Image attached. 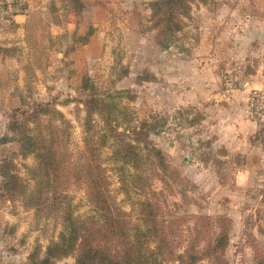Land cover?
<instances>
[{"label":"rangeland","instance_id":"374dc122","mask_svg":"<svg viewBox=\"0 0 264 264\" xmlns=\"http://www.w3.org/2000/svg\"><path fill=\"white\" fill-rule=\"evenodd\" d=\"M81 1L85 8L76 16L69 10L74 4L66 0H27L43 26L30 32L23 74L0 73V141L10 136L7 125L13 111L39 102L65 116L72 126V148L81 147L88 78L89 88L110 95L124 109L119 114L123 120L127 116L156 124L149 140L164 155L171 177L178 174V180L172 179L173 196L166 193L168 202H178L181 215L232 220L228 260L255 264L253 240L264 247V106H251L250 99L264 91V0H195L174 31H166L160 16H154L155 0L127 10L108 6L96 14L110 24L112 42L105 61L72 54L74 42L91 26L84 17L92 15L94 5ZM54 19L64 25L63 42L56 40L57 48L61 44L56 51L64 56L45 55L46 46L55 45L49 31ZM238 139L247 141V154L230 151ZM18 153V143L0 142V164L13 161L25 177V166L34 159ZM239 171L248 172L252 187L235 186ZM111 175L114 195L130 210L113 171ZM153 184L158 191L166 190L160 176ZM75 196L84 200L82 192ZM61 231L58 220L37 216L0 189V264H30V254H43ZM73 263V256L57 262Z\"/></svg>","mask_w":264,"mask_h":264},{"label":"trees","instance_id":"16d2710c","mask_svg":"<svg viewBox=\"0 0 264 264\" xmlns=\"http://www.w3.org/2000/svg\"><path fill=\"white\" fill-rule=\"evenodd\" d=\"M194 1L155 0L151 9L166 31H174L180 29L179 18ZM68 2L74 4L69 10L76 16L85 8L81 0ZM93 32L89 27L78 42L87 43ZM87 81L81 147L72 148V126L65 116L39 102L28 110H14L7 125L10 136L0 141L18 143L17 156L34 159L33 165L25 166V177L19 175L13 161L1 162L4 195L62 225L43 254L38 250L30 254V264H57L69 256L74 257L73 264H231L227 250L232 220L179 214L180 204L168 202L166 195L173 196L172 179L178 180V174L171 177L164 155L149 140L156 124L127 116L123 120L119 114L124 109L110 95L103 97L94 87L89 88ZM112 171L130 210L113 193ZM156 176L166 190L154 188ZM76 192H82L84 200H76ZM178 194L184 196L181 188ZM82 208H86L83 215ZM252 248L255 264H264V247L254 239Z\"/></svg>","mask_w":264,"mask_h":264},{"label":"crops","instance_id":"0c3cea01","mask_svg":"<svg viewBox=\"0 0 264 264\" xmlns=\"http://www.w3.org/2000/svg\"><path fill=\"white\" fill-rule=\"evenodd\" d=\"M68 1V0H66ZM88 1L93 10L92 15H89L86 20L87 25H91L94 29L93 34L89 37L87 43L74 42L72 50L73 55L82 57L85 60H100L109 59L111 40H110V24L106 19L98 20L96 14L100 11L115 7L116 9H131L136 7L138 4L142 3L144 0H85ZM153 1V0H149ZM83 2V1H82ZM84 3V2H83ZM85 4V3H84ZM32 9L26 14L17 15L12 23H2L0 22V73H20L24 72V59L28 54L29 42H30V32L34 30L36 26H43V22L36 21L34 14H31ZM74 15V13L72 12ZM60 23H50L49 31L54 40V47L45 48V55L48 56L49 52H54L55 55L64 56L61 50L56 51L57 39L63 42L64 25ZM127 25L128 31L134 32L136 34L135 28L131 25ZM126 25L124 27H126ZM129 26V27H128ZM39 36V31H36V36ZM74 36V33L73 35ZM61 45V44H60ZM60 45L57 49H60ZM52 48V51H51ZM75 48V49H74ZM48 52V53H47ZM247 141L244 139L239 140L235 146H231L230 151L233 153H243L247 154L249 148L246 144ZM228 147V146H227ZM229 148V147H228ZM254 181L250 178L248 172L239 171L235 174V186L237 188L252 187Z\"/></svg>","mask_w":264,"mask_h":264},{"label":"built area","instance_id":"2783aa9c","mask_svg":"<svg viewBox=\"0 0 264 264\" xmlns=\"http://www.w3.org/2000/svg\"><path fill=\"white\" fill-rule=\"evenodd\" d=\"M27 0H0V22L12 23L14 18L20 14L28 13ZM264 106V91L255 92L250 99V105Z\"/></svg>","mask_w":264,"mask_h":264}]
</instances>
